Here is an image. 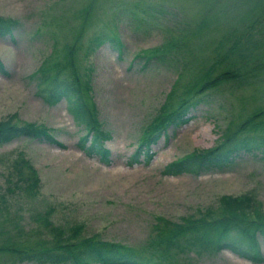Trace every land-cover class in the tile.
<instances>
[{
  "label": "rangeland",
  "instance_id": "obj_1",
  "mask_svg": "<svg viewBox=\"0 0 264 264\" xmlns=\"http://www.w3.org/2000/svg\"><path fill=\"white\" fill-rule=\"evenodd\" d=\"M124 2L167 4L173 12L170 18L134 28L117 13ZM0 15L16 23L13 35L0 36V57L7 69L0 71V119L14 115L20 123L45 125L63 142L60 146L20 137L0 144V247L53 239L56 227L68 234L71 226L82 223V236L119 243L122 251L148 248L158 227L171 232L184 216L217 210L226 193L256 195L264 214V151H241L226 170L163 171L194 148L217 144L228 124L234 130L239 121L264 107L262 69L252 82L240 85L230 80L196 95L189 121L168 126L151 144V160L145 162L143 154L132 160L144 125L181 103L178 94L202 68L215 63L218 50H223L221 40L255 17L264 19V0H0ZM175 22L189 24L177 56L149 64L134 61L135 54L175 37L167 28ZM113 32L123 43L121 52L118 42L109 40ZM101 35L109 39L97 43ZM72 47L73 56L63 57ZM44 62L56 64L42 80L39 68ZM221 68L216 66L215 72ZM73 73L82 81L89 76L87 92L96 103L98 118L111 132L105 141L110 148L108 162L77 145L85 127L68 109L66 98L52 104L41 94L54 75ZM172 87H177L176 93L170 92ZM257 120L264 122V115ZM21 158L28 159L40 177L30 195L14 182ZM218 231L207 229L211 237ZM230 235L249 246L237 231ZM258 237L264 252V240ZM209 245L184 246L168 263L264 264L230 248ZM0 264L72 263L19 259L15 252L0 248Z\"/></svg>",
  "mask_w": 264,
  "mask_h": 264
},
{
  "label": "trees",
  "instance_id": "obj_2",
  "mask_svg": "<svg viewBox=\"0 0 264 264\" xmlns=\"http://www.w3.org/2000/svg\"><path fill=\"white\" fill-rule=\"evenodd\" d=\"M172 12L173 9L167 4L146 2L144 4L124 2L118 6L117 10L118 15H123V19L134 28L146 27L162 18H170ZM263 22L264 19L255 17L241 31L220 41V49L223 50H218L215 63H211L205 67L206 69L202 68L193 76L184 90L178 94L181 96V103L168 112L160 111L144 125L132 160H140L142 154L145 162L151 160L154 155L151 144L163 130H167L168 126H179L189 121L190 107L196 102L193 101L196 95L230 80L240 85L252 82L251 77L258 76V72L261 69L264 70V27L256 32L257 25ZM184 24L179 25L175 22L172 26L167 25L171 32H175V37H171L157 48L135 54L134 61L149 64L153 61L164 62L171 60L170 56H177L181 48V39L185 36L184 31L189 26L188 23ZM15 25V20L0 15V36L13 35ZM113 33L108 39L116 40L121 52L123 43L117 33L114 35ZM99 38L97 43L108 40L102 35ZM73 49V47L68 48L69 51L64 52L63 57L71 58ZM55 64L56 62L47 65L44 62L42 66L40 65L42 80L49 75L48 71L55 68ZM216 66H221V70L215 72ZM0 71H7L1 57ZM88 77L82 81L78 73H73L71 76L54 75L50 84L43 87L44 92L41 94L47 102L52 104L63 97L66 98L68 109L77 122L85 127V131L79 135L77 145L88 155H100L102 160L108 162L110 148L105 145V141L111 137V132L103 126L97 116L96 103L87 92L90 90ZM176 89L177 87H172L170 92L176 93ZM164 105H161L162 108ZM262 115H264V107L257 108L244 120L239 121L240 124L234 130L228 124L222 133L223 137L217 144L207 148H194L184 156L169 162L163 171L168 174L183 172L199 174L226 170L231 167L241 151H252L255 148L264 151V122L257 120ZM20 137L34 138L63 146L57 134L45 125L30 121L20 123L14 120V115L0 119V144ZM17 164L19 170L14 182L22 191L30 195L38 188L40 177L28 159L21 158ZM219 204L217 210L209 208L206 212H201L199 216L195 214L184 216V221L175 223L171 232L158 227L156 237L149 242L148 248L139 250L125 248L122 251L118 249L121 246L119 243L103 240L94 235L82 236L84 226L82 223L71 226L68 234L61 227H56L57 231L54 232L53 239H43L29 245L14 244L0 248L15 252L19 255V259L36 262L91 264L92 261H98L100 264H169L168 261L177 257L178 252H183L185 247L191 248L190 245L205 247L210 244L211 246L207 248H212V245L217 250L230 248L241 256L264 262V252L258 237L261 236L264 240V214L260 207L262 203L257 196L250 192L236 195L226 193L220 196ZM208 228H217L219 231L211 237L207 233ZM232 230L246 237L250 242L249 246L233 239L230 235Z\"/></svg>",
  "mask_w": 264,
  "mask_h": 264
}]
</instances>
